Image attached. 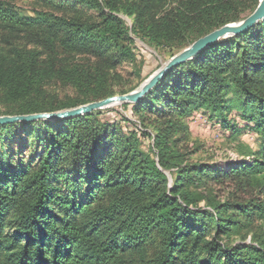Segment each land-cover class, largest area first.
I'll return each instance as SVG.
<instances>
[{
    "label": "trees",
    "instance_id": "obj_1",
    "mask_svg": "<svg viewBox=\"0 0 264 264\" xmlns=\"http://www.w3.org/2000/svg\"><path fill=\"white\" fill-rule=\"evenodd\" d=\"M17 1L0 0V116L129 93L115 83L126 63L140 73L138 39L172 57L243 20L260 0H32V14ZM121 106L141 125L121 112L107 117L110 107L0 124V264H264V234L229 243L264 221V200L239 194H264V20L173 66ZM196 111L223 131L244 122L260 148L227 171L188 162L186 118ZM19 132L33 148L27 161L8 150ZM228 180L238 189L222 200L215 187Z\"/></svg>",
    "mask_w": 264,
    "mask_h": 264
},
{
    "label": "rangeland",
    "instance_id": "obj_2",
    "mask_svg": "<svg viewBox=\"0 0 264 264\" xmlns=\"http://www.w3.org/2000/svg\"><path fill=\"white\" fill-rule=\"evenodd\" d=\"M17 4L23 14H32L34 8L32 0H18ZM125 19L129 24H131V19L126 16ZM185 48L186 47L174 50V53L177 54ZM136 52L138 56L137 63L140 66L141 71L140 73L139 69L136 71L130 63L124 64L120 69L123 78L119 83H115V88L118 91L123 88L128 90L134 88V90H137L149 78L150 75L162 67V65L171 58L170 53L165 49H155L140 39L137 40ZM63 91L68 92L67 89ZM0 110H2L1 107ZM119 112L127 115L129 118L135 121L137 126L141 125L139 120H137L136 117L132 115L130 108H124L121 106V104H116L110 107L109 110L104 112V115L106 114L107 117L113 119H119ZM231 116H237L236 112H232ZM186 121L188 122L190 128V136L185 149L189 152L187 156L188 162L216 165L219 168L225 169L227 171L228 167L234 162L252 158L260 148L261 137L256 134L255 131H251L248 127L243 128L245 123L242 121L237 123L239 129H237L235 132L230 130L223 131L220 127V124L212 121L203 111L191 113L186 118ZM121 126L125 127L127 124L122 122ZM128 126L133 128L134 124L130 123ZM32 139L33 137L30 138V142H32ZM26 141L27 135H25L23 132H19V134L8 143V150L11 148L18 149V152H22L20 154H22V157H24L27 161L32 157L33 148L29 147L28 149H24V144ZM151 141L152 140L149 138L145 139L146 146H148ZM0 152L2 151L0 150ZM15 160L16 162H19V156H17ZM174 170L175 169L172 170L173 174L175 173ZM223 175L220 176V181L222 182L227 180ZM169 179L170 183L173 184L175 181L173 175L169 174ZM236 189H238V187L236 181L234 180H228L224 184L220 186L216 185L215 187L218 198L222 200L226 198L229 191H236ZM239 194L245 201L251 199L254 196L260 197V199L264 200V194L259 193L258 190L253 188H248L245 191L239 192ZM254 234H264V221L257 220L251 230L248 232H243L240 235L233 236L230 238L229 243L233 244L239 242H252V240H254Z\"/></svg>",
    "mask_w": 264,
    "mask_h": 264
},
{
    "label": "water",
    "instance_id": "obj_3",
    "mask_svg": "<svg viewBox=\"0 0 264 264\" xmlns=\"http://www.w3.org/2000/svg\"><path fill=\"white\" fill-rule=\"evenodd\" d=\"M262 20H264V0H260L257 8L243 20L226 24L218 29H215L214 31L194 41L181 52L172 56L165 64L162 65V67L150 75L137 90L126 94H117L99 101L65 110L23 115H1L0 124L69 118L84 115L95 110L109 108L116 104L135 102L148 93L173 66L194 58L201 50L217 40L246 31Z\"/></svg>",
    "mask_w": 264,
    "mask_h": 264
}]
</instances>
